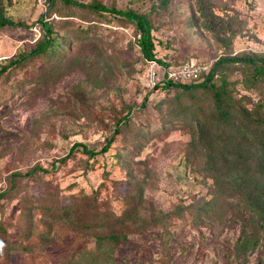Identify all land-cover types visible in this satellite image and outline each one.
I'll list each match as a JSON object with an SVG mask.
<instances>
[{
	"label": "rangeland",
	"instance_id": "1",
	"mask_svg": "<svg viewBox=\"0 0 264 264\" xmlns=\"http://www.w3.org/2000/svg\"><path fill=\"white\" fill-rule=\"evenodd\" d=\"M74 1L147 15L164 67L264 56V0H209L214 16L231 18V46L206 28L195 0ZM2 3L20 26L0 29V264H264V227L243 204L237 169L220 158L232 132L222 124L219 137H203L215 157L212 175L204 168L194 121L217 125L211 91L149 88L135 27L118 16L61 0ZM42 22L62 48L9 65L42 39ZM223 72L234 99L264 104V88L244 84L237 66ZM138 199L125 240L98 241L112 229L106 218Z\"/></svg>",
	"mask_w": 264,
	"mask_h": 264
},
{
	"label": "trees",
	"instance_id": "2",
	"mask_svg": "<svg viewBox=\"0 0 264 264\" xmlns=\"http://www.w3.org/2000/svg\"><path fill=\"white\" fill-rule=\"evenodd\" d=\"M65 5L83 8L90 10L95 14L110 13L118 16L129 23H132L136 30V45L138 46L141 57L144 59L145 64L148 61H157L161 66L166 65L155 57V45L152 38V25L145 14L137 13L131 9H117L115 7H106L98 1H93L88 5L77 3L74 0H61ZM49 5H52L55 0H46ZM162 6L167 4V0H160ZM209 0H195L196 10L200 12L201 17L204 19L206 28L212 32H216V39L228 46H231L232 39L229 36V17L227 21L216 17L211 12V5H208ZM20 26V23H14L4 15V5L0 0V29L5 26ZM43 37L37 41L32 50L20 56V59L10 60L9 65L17 66L21 60L27 58H34L40 56H50L58 52L63 46V38L55 33L52 26L46 22H42ZM231 34V33H230ZM8 65V66H9ZM237 66L242 72V81L247 86H260L264 88V56L255 53L240 54L239 56H220L214 64L210 67L207 74L203 75L199 81H192L188 84L179 82L166 81L160 82L154 89L162 88H175L176 90H183L187 92H200L205 94L207 91L212 92L214 97V110H212V117L216 120V126L207 125L206 120L202 116H197L194 121L198 126H202L203 133H200V143L202 151H205L204 168L209 174L215 168V157L212 156L213 148L209 150L203 137L208 134H213L214 138L219 137L217 129L220 124L226 126L227 132L230 134L223 136L222 145L219 148L221 154L227 155L220 157L222 162L239 174L242 181L235 183L238 192L243 194V204L247 211L254 219L253 222L264 227V104L258 105L248 109L241 103L240 99H234L231 95L230 84L224 77V70L230 67ZM7 69V67L0 68V75ZM223 73V74H222ZM220 75V77H217ZM219 80L217 81V79ZM127 116V115H126ZM128 117H123L115 123V131L122 125L128 123ZM226 132V133H227ZM217 134V135H216ZM240 135V136H239ZM238 137V138H237ZM114 142V136L106 140L102 151H107ZM212 146L211 143H207ZM198 146V147H199ZM83 150H86L83 147ZM93 155V152H89ZM255 154V157L253 155ZM95 155V154H94ZM233 155V157H229ZM255 165L254 173H249L250 165ZM246 176V179H245ZM246 180V181H243ZM134 196V195H133ZM142 196V194H141ZM141 196H138L141 199ZM133 203V198H131ZM130 207L129 211H125L122 215H109L106 218V225L112 227L111 231L106 232L104 235H97L98 241L115 242L124 241L127 237V228L125 222L127 218L134 212L137 204ZM136 200V197H135ZM251 218V217H250ZM82 226L87 224L80 223ZM105 225V224H104ZM89 228L90 226L87 225ZM86 231V229H84ZM248 243L246 244V246ZM259 264V263H254Z\"/></svg>",
	"mask_w": 264,
	"mask_h": 264
},
{
	"label": "built area",
	"instance_id": "3",
	"mask_svg": "<svg viewBox=\"0 0 264 264\" xmlns=\"http://www.w3.org/2000/svg\"><path fill=\"white\" fill-rule=\"evenodd\" d=\"M210 65L202 63H185L178 68L161 66L157 61L146 63V81L149 88L154 89L163 80L188 84L199 81L210 69Z\"/></svg>",
	"mask_w": 264,
	"mask_h": 264
}]
</instances>
